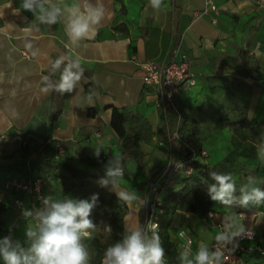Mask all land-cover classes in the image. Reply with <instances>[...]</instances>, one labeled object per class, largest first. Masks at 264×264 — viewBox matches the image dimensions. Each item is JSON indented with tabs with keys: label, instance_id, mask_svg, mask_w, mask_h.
I'll return each instance as SVG.
<instances>
[{
	"label": "crops",
	"instance_id": "0c3cea01",
	"mask_svg": "<svg viewBox=\"0 0 264 264\" xmlns=\"http://www.w3.org/2000/svg\"><path fill=\"white\" fill-rule=\"evenodd\" d=\"M50 2L65 10L59 22L29 31L35 18L21 8L22 0H0V239L11 236L23 243L25 229L32 223L12 205V200L19 198L30 209V196L5 190L6 180H26L30 174L48 177L55 172L51 167L57 160L91 175V180L99 181L98 176H105L104 166L109 158L120 155V141L110 128L112 108L138 114L148 121L154 133L148 141L140 143V166L132 158H124L125 182L120 187L101 186L117 197L118 191L125 189L136 193L138 199L126 204L123 226L125 231L140 227L142 195L137 188L140 182L146 183L159 172L166 157L155 144L158 139L155 132L164 123L163 118L153 105L151 91L142 84L139 64L146 60L166 62L174 47L178 46L190 58L196 78L194 86L176 97L182 118L179 123L173 118L170 130H177L181 136L188 133V123L194 127L197 121L200 125L204 115L199 112L214 111L212 101L218 96L221 107L215 109L232 112L234 103L227 100L232 97L227 87L239 93L232 101L244 105L245 117L264 121V0H165L160 10L153 9L149 0H100L106 14L91 38L78 45H73L66 35L67 7L78 3L83 10L86 2L94 5L98 0ZM210 5L216 9L211 10ZM195 12L200 16L193 21ZM28 44L32 47L28 48ZM33 51L37 53L35 56ZM60 56L65 58V64L79 57L85 68L84 77L73 93L45 94L40 90L42 77L48 76L52 83L59 81L64 65L53 74L50 64ZM90 81L95 87L86 94L84 85ZM91 107L98 109L94 116L87 113ZM212 134L205 142L215 143L223 137ZM56 146L63 150L58 159H55ZM96 146L104 149L99 156L105 160L102 166L85 161L97 158L93 155ZM231 151L232 148L214 163H204L214 166ZM261 157L264 148L257 149V159L238 157L234 162L232 176L237 197L249 176L264 180ZM28 158H32L29 165ZM256 186L264 189V183ZM44 194L53 200L75 199L64 193L59 179L45 186ZM214 208L212 218L185 214L179 229L185 230L193 240L190 259L201 244L210 247L216 242L214 237L224 230L229 218L241 213L245 225L256 234L250 244L264 249V206L244 209L217 203ZM169 238L177 245L178 264H181L177 231L170 232ZM249 260L264 264V256L257 254Z\"/></svg>",
	"mask_w": 264,
	"mask_h": 264
},
{
	"label": "clouds",
	"instance_id": "9594fccd",
	"mask_svg": "<svg viewBox=\"0 0 264 264\" xmlns=\"http://www.w3.org/2000/svg\"><path fill=\"white\" fill-rule=\"evenodd\" d=\"M149 3L153 9L160 10L165 0H149ZM21 8L32 13L35 18L30 23L29 31H38L39 25L57 24L65 11L50 0H22ZM67 13L66 35L73 45H78L81 41L91 38L96 26L104 18L106 9L98 0L94 5L86 2L83 10L78 3L68 6ZM26 46L32 47L31 44ZM32 54L35 56L37 53L33 51ZM61 65L64 67L58 82H50L48 76L42 77L41 92L51 94L55 91L61 96L74 92L85 73L81 59L77 57L65 64L63 56L57 57L50 64L52 73L60 70ZM103 150L101 146H96L93 155L99 158ZM261 159L264 160V157ZM124 176L123 157L113 155L105 165V176L99 180V184L120 187ZM210 177L214 181L208 186L212 201L226 207L236 205L244 209L249 206H264V189L256 186L258 183H264V180L249 176L247 183L240 187V195L237 197L234 195L236 181L232 174L212 171ZM117 195L125 204H131L138 199L135 192L126 189L118 191ZM97 201L98 194H94L91 200H53L49 197L43 201L42 210H25V218L32 220L25 229L26 240L22 243L13 240L11 236L0 239V259L3 264H90L91 257L85 241L93 239L97 232V224L91 218ZM244 220L242 213L234 214L225 224L224 230L214 237L219 247L210 251L207 245L201 244L191 259L189 252L183 251L179 257L181 264H225L224 252L221 249L231 245L229 251L234 252L239 247V239H251L253 236ZM157 228L158 225L151 224L146 231L138 227L128 229L119 242L105 249L102 264H165V250ZM105 229L111 231L110 226Z\"/></svg>",
	"mask_w": 264,
	"mask_h": 264
},
{
	"label": "trees",
	"instance_id": "16d2710c",
	"mask_svg": "<svg viewBox=\"0 0 264 264\" xmlns=\"http://www.w3.org/2000/svg\"><path fill=\"white\" fill-rule=\"evenodd\" d=\"M86 74L91 77L90 73ZM94 87L95 85L91 81L88 82L84 85L85 93L90 94ZM87 113L89 116H94L98 113V109L91 107L87 110ZM160 114L162 116V113ZM172 120L173 116L170 115L169 123ZM232 125L243 131L252 140H244L241 143L240 141L236 143L230 140L232 151L221 162L212 166L204 162L194 161L193 174L180 178L176 187L161 185L159 188L163 214L160 217L157 232L160 236L161 245L165 250L167 264L179 263L177 245L170 240L169 233L179 230L185 214L189 213L198 217H205L209 211H215V201L211 200L208 193L209 184L214 183L211 180L210 173L216 171L222 174H232V167L238 157L251 160L257 159V148L264 146V121L259 122L257 118L248 119L243 116ZM110 128L120 141L119 156H122L123 160L127 157L132 158L140 166L142 158L140 143L148 141L154 134L148 121L130 110L112 108ZM155 134H157L159 139L166 141V125L163 123L158 127ZM177 145V156L183 160L193 158L191 150H195L194 147L199 150L201 147L199 141H196V145H192L181 140L177 141ZM159 149L166 154V147H159ZM85 161L93 166H102L105 163L102 157L86 159ZM53 167L55 172L50 174L51 177H48L52 180L59 179L65 194L69 193L75 200H91L94 194H98V201L95 207L104 210L107 224L111 227V238L108 242L104 244L93 242L91 245L94 257L90 264H100L105 249L111 244L119 242L126 234L123 219L127 213V206L115 194L96 184L85 173L71 164L56 161ZM157 173H154L151 178Z\"/></svg>",
	"mask_w": 264,
	"mask_h": 264
},
{
	"label": "built area",
	"instance_id": "2783aa9c",
	"mask_svg": "<svg viewBox=\"0 0 264 264\" xmlns=\"http://www.w3.org/2000/svg\"><path fill=\"white\" fill-rule=\"evenodd\" d=\"M208 7L211 10L216 9L213 5ZM205 11L206 10H204V12ZM199 16L200 13L195 12L193 15V21ZM23 55L26 56V54ZM139 68L142 71V84L146 89L151 91L153 95V105L160 113H162L164 124L167 127L166 141L158 138L155 143L157 147L167 148V152L165 154L166 162L158 172L157 176L147 180L145 183L146 192L140 199L141 221L139 228L146 231L151 224H156L159 228V220L163 214L162 201L159 196L160 186L165 185L167 187H176L177 181L180 178L193 174V162L198 161L199 159L205 160L209 153L206 148L201 147L199 150H191L193 153V158L187 160L179 159L177 156V141H181V139L177 130L169 129L170 115L173 116L177 123L181 121V112L177 105L176 97L183 90L194 86L195 84L196 77L191 71V60L187 54L181 52L177 46L172 49L170 58L166 62L146 60L145 62L139 64ZM22 145L24 147L27 146V142L24 141ZM56 147L57 155L55 156V159H58L59 156L63 154V150L60 148V146ZM31 160L32 158H28L26 163L29 165ZM52 181L53 180L47 176H33L30 174L26 180L16 178L6 180L3 186L5 190L21 191L30 196V209L24 205L21 199L15 198L12 200V205L19 210L23 217H25V210L35 212L44 208L43 201L48 198L44 194V187L52 185ZM213 216L214 211H209L205 217L212 218ZM222 217H225V215L222 214ZM249 230L253 233L252 238L239 239V247L234 252L229 251V249H231V245H228L227 248L221 249L224 252L225 264H254L249 260L251 256L255 254L264 256L263 248L258 245L250 244L255 240L256 234L253 229ZM181 233L184 234L181 235ZM177 237L180 241V253L183 251H188L190 253L193 240L188 235V233L183 229H179L177 231ZM216 247H219V245L214 242L210 245L209 249L212 251L215 250ZM166 263L165 257V264ZM100 264H102V260Z\"/></svg>",
	"mask_w": 264,
	"mask_h": 264
},
{
	"label": "rangeland",
	"instance_id": "374dc122",
	"mask_svg": "<svg viewBox=\"0 0 264 264\" xmlns=\"http://www.w3.org/2000/svg\"><path fill=\"white\" fill-rule=\"evenodd\" d=\"M226 89L230 92L229 94L232 95V97H227V100H229L230 102L235 104V105L233 104L234 109L232 112L228 111V110L226 112H224L220 108L215 109L219 106L221 107L220 97L218 96L217 98H214V100L212 101L213 102L212 106H213L214 111L205 109L204 111L199 112L202 115H204L199 120L200 125H198L197 121H194L196 124V126H194V127L191 126V123H188L187 124L189 126L188 133H182L181 136L179 135L180 139L183 140V142H186V143H189L192 145H196V141H199V142L201 141L200 142L201 147H203V145H204L208 149V153H209L208 157L205 160L199 159L198 160L199 162H207V163L216 162L227 152V150L232 148V145H231L232 141L236 142V143H238L240 141V143H241V142H244V140H249V141L252 140L243 131H241L240 129H237L235 126L232 125L233 123H235V121L237 119L244 116L245 107H244V105H242L243 107H241V105L238 104L237 101H232L234 96L237 97V95L239 93L231 91L230 88H228V87ZM240 89H242V88H240ZM190 115H192V114L190 113ZM181 118H182V114H181ZM196 120H197V117H196ZM210 133L218 135L217 137H219V136L221 137L223 135V137H222L223 140H222V138H219L222 141L218 140L215 143L214 142H212V143L205 142L206 138L209 137ZM224 135L226 136V139H224ZM230 140H231V142H230ZM194 148H195V150H198L197 147H194ZM258 148H264V146L258 147ZM57 161L61 162V160H57ZM234 166H236L235 163H234ZM51 169H54V167H51ZM87 171H91V170L88 169ZM83 173H85V172H83ZM85 174L87 175V177L89 179H91L90 178L91 175H89L87 173H85ZM97 178L102 179L104 177L98 176ZM94 179H96V178H94ZM125 179L126 178L124 176V179L122 180L121 183H124ZM95 183L98 184L99 186H101L99 184V181H96ZM144 184H145V180L140 182L139 187L137 188V191H138L140 196L141 195L143 196L144 193L146 192V188H145ZM141 186L144 187L143 190L140 189ZM103 187H106V186H103ZM217 203L218 202H215V205ZM91 218L93 219L94 223L97 224V232L94 234L93 239L87 240V241H85V243H86V246L88 247L90 257L92 260L94 257V252H92V250H91L92 243L93 242H99V243L104 244V243L108 242L109 239L111 238V231L108 232L105 229L106 226H108V224H107L106 214H105L103 209H101L99 207H94L92 210V213H91Z\"/></svg>",
	"mask_w": 264,
	"mask_h": 264
}]
</instances>
